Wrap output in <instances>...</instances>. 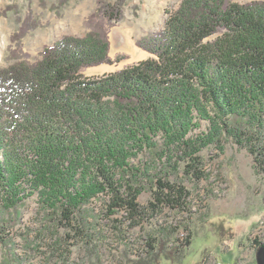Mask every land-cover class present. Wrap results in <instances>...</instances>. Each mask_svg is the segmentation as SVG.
Listing matches in <instances>:
<instances>
[{
	"label": "trees",
	"instance_id": "16d2710c",
	"mask_svg": "<svg viewBox=\"0 0 264 264\" xmlns=\"http://www.w3.org/2000/svg\"><path fill=\"white\" fill-rule=\"evenodd\" d=\"M121 3L100 2L90 25L99 13L120 21ZM90 28L0 69V237L33 196L46 230L88 243L98 231L87 206L101 197L100 213H122L129 228L164 208L188 216L184 180L206 179L200 153L229 140L264 171V1L182 0L137 41L148 59L100 78L82 74L110 63L104 26ZM148 227L150 260L181 264L190 236H175L187 224Z\"/></svg>",
	"mask_w": 264,
	"mask_h": 264
},
{
	"label": "rangeland",
	"instance_id": "374dc122",
	"mask_svg": "<svg viewBox=\"0 0 264 264\" xmlns=\"http://www.w3.org/2000/svg\"><path fill=\"white\" fill-rule=\"evenodd\" d=\"M102 1L109 0H0V69L19 61L34 63L52 42L66 36L83 38L91 25L102 24L110 63L86 68L82 74L86 78L112 74L150 57L137 41L162 30L182 0H110L122 2L120 21L108 25L99 13L93 20L96 24L90 25ZM200 155L206 179L197 184L184 180L190 192L188 216L164 208L129 228L130 220H124L122 213L110 217L100 213L101 197L87 206L95 216L87 219L90 227L96 224L98 231L88 243L66 238L61 229L46 230L54 224L33 196L20 206L16 223L0 237V264H178L177 258L153 262L144 245L148 225L167 221L174 226L187 224L175 236L179 241L190 236L181 264H258L259 248L264 245V171L255 167L246 149L230 140L222 152L209 146ZM137 201L146 208L151 193L144 191Z\"/></svg>",
	"mask_w": 264,
	"mask_h": 264
},
{
	"label": "water",
	"instance_id": "95a60500",
	"mask_svg": "<svg viewBox=\"0 0 264 264\" xmlns=\"http://www.w3.org/2000/svg\"><path fill=\"white\" fill-rule=\"evenodd\" d=\"M258 264H264V245L259 248V258L257 259Z\"/></svg>",
	"mask_w": 264,
	"mask_h": 264
}]
</instances>
